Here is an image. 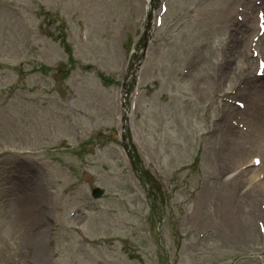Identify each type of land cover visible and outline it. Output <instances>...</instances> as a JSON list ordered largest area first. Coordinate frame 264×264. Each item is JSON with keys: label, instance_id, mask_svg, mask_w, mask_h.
Here are the masks:
<instances>
[{"label": "rangeland", "instance_id": "374dc122", "mask_svg": "<svg viewBox=\"0 0 264 264\" xmlns=\"http://www.w3.org/2000/svg\"><path fill=\"white\" fill-rule=\"evenodd\" d=\"M262 3L0 0V264H264L236 195L264 178L236 156L264 138Z\"/></svg>", "mask_w": 264, "mask_h": 264}, {"label": "bare ground", "instance_id": "6f19581e", "mask_svg": "<svg viewBox=\"0 0 264 264\" xmlns=\"http://www.w3.org/2000/svg\"><path fill=\"white\" fill-rule=\"evenodd\" d=\"M259 9H262V10L264 9V0H263V3H262V6L259 7ZM251 12H252V9H248L246 11V14L249 15V14H251ZM225 17H226V19L228 21H230V13H229V11L226 12V16ZM245 23H246L245 26L243 24H241L240 27L243 28L245 30V32H247V34L248 33L251 34V32H253V30H254V24L251 21L250 22H245ZM257 31H258V27H257ZM261 43L264 44V33H263L262 38H261ZM257 69H258V67H257ZM233 111L236 112V110H233V108L230 107L229 114L233 113ZM260 118L264 119V106H262V104L253 105L252 116L250 117L251 120H249V122H247V124L249 125L247 131H249V129H251V131H253L255 129L254 132H258L259 131V133H261L262 129H261L260 121H259ZM222 120L224 121V119H222ZM251 123H253V124H251ZM225 125H226L225 126L226 129H228V130L230 129V135L234 134L240 140V138L242 137L243 134L239 132L237 127L236 128L233 127V123L231 122V124H230V123H227V121L225 122ZM250 126H251V128H250ZM238 133H240L241 136H237L236 134H238ZM244 137H245V135L241 138L242 145L243 144L246 145L247 142H248ZM260 137H262V136H260ZM252 142H254V141H251V143ZM255 143L259 144L258 147H256V146L251 147L250 146V148L248 150L242 148L240 155H239V153H236V156L238 157V161H240L241 158H244L246 160V157L253 152L252 154H254L255 156H253L249 162L247 160V162L245 163V164H248V165H246L247 169H244L243 173L244 172L255 173L254 177L259 179L260 178L259 177V175H260L259 172H261V171L264 172V138L261 140V143H259L257 141H255ZM262 144H263V146H262ZM254 158H258L259 159V164L257 166H254V164H253V159ZM256 171L258 173H256ZM250 180H251V175H250ZM228 182L229 183L232 182L231 181V177L228 178ZM248 184H250V183L248 182ZM263 191H264V178L259 183L256 181V185L254 183V185L250 186V188H248L247 191L244 190V192L242 194L240 192H239V194H236L237 196L241 195V197L243 198L239 202V204L243 207L245 217L248 220L247 221L248 224H250V221H252L257 215L261 216L262 218H264L262 216L263 215V210L259 211L257 206H256V203H258L257 202V198H260V199H262L264 201V192ZM252 192H255V194L252 195L251 194ZM228 197L230 198V194H229ZM233 201L238 202L235 198H233ZM259 206H260V202L258 204V207ZM231 210H232V208H227L225 210L226 211L225 213H227L230 218L233 216L234 213H241L242 214V212L240 210H238V209H237V212L231 211ZM21 214H22V212L20 211L19 215H21ZM24 218H26V220L28 221L30 216H28V217L25 216ZM257 221L261 222V225L258 224V228L262 229L264 227V223L262 222V219L257 220ZM257 221H256V223H257ZM239 224L240 223H238V225ZM240 229L242 230L243 226Z\"/></svg>", "mask_w": 264, "mask_h": 264}, {"label": "water", "instance_id": "95a60500", "mask_svg": "<svg viewBox=\"0 0 264 264\" xmlns=\"http://www.w3.org/2000/svg\"><path fill=\"white\" fill-rule=\"evenodd\" d=\"M95 195H98V193H96Z\"/></svg>", "mask_w": 264, "mask_h": 264}]
</instances>
